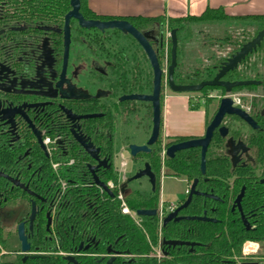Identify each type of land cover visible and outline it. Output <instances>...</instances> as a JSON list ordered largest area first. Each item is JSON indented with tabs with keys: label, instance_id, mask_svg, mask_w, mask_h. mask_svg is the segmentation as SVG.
<instances>
[{
	"label": "flooded vegetation",
	"instance_id": "obj_1",
	"mask_svg": "<svg viewBox=\"0 0 264 264\" xmlns=\"http://www.w3.org/2000/svg\"><path fill=\"white\" fill-rule=\"evenodd\" d=\"M66 1L65 13L49 12L47 8H38L36 12L26 13L16 9L20 0H0V264H41L42 260L56 259L58 256L66 264H72L66 261L67 257L75 259L77 264H116L122 257L118 251L105 246V243L100 245V240L91 234L80 240L77 245L74 244V237H71L70 243L73 247L67 253H57L53 251L55 247L52 246L49 253H41L40 247L37 246L42 241L54 244L60 240L55 223L64 204V197L72 187L80 185V189L84 191L82 200L88 203L84 208L87 216L91 215L90 217L98 220V210L103 208L107 199L111 203H119L120 210L121 202L118 196L124 198L129 192V185L124 194H121L120 187L126 177L120 181L116 178L119 173L113 166L115 148L124 146L128 151L130 145L143 146L152 130L151 104L123 99L134 95L149 96L152 93L153 72L143 50L131 36L123 35L117 30L82 28L79 20L74 17L67 21L66 17L72 11V0L52 2ZM78 2L79 15L83 21H124L135 28L129 20L137 17L98 14L90 8L89 0ZM82 4H86L93 14L109 19L87 18L81 12ZM155 25L158 26L160 35L163 30L160 41L157 44L151 43L158 59L164 52L165 28L160 24ZM155 25L145 30L135 29L143 32ZM152 35L154 37V34ZM169 44L170 40H167V62L171 50ZM169 64L170 62L163 71L159 63L162 70L160 134L150 152H156L158 145L162 143V165L167 158L168 147L202 138L209 125H205L200 136H165V98L185 97L189 102L184 94L170 91L167 84ZM138 73L150 75L151 89L142 94L136 93ZM214 75L212 73L199 81L196 75L181 77L175 68L173 80L176 85L192 86L210 81ZM163 81L171 95L164 97ZM141 107H145L150 116L149 135L141 144L129 143V137L124 132L125 122L137 116ZM246 113L256 123V130L236 117L226 116L220 126L228 130L227 137L222 139L216 130L209 145V148L213 149L216 136L222 140V155L215 160L227 164L230 172L224 174L220 182H217L213 174L212 177H207L206 173L200 176V180L194 178L189 184L186 182L185 198L173 204L172 212L185 203L195 180V191L212 197L192 196L189 205L182 209L177 217L205 218L213 221L204 222L212 228L218 225L227 230L234 225L243 228L245 232L254 230L258 223L264 225V106L257 108L254 104ZM229 121L237 129L231 127ZM46 137L50 138L49 147L44 144ZM229 138L235 142L241 141L248 150L244 154L239 153L240 161L235 167L224 150V144ZM142 162L149 163L144 159ZM64 166L75 171L80 177L78 185L65 180L67 188L60 193L57 185L62 176L61 167ZM163 170L161 176L164 175ZM43 176L54 177L50 189L44 190ZM93 176L105 185L109 193L94 184ZM242 190L243 195L238 207L235 201ZM147 192H152L151 187ZM195 199L202 201V210L186 212ZM166 203L168 202L161 200L159 190V202L154 209V218L157 219L160 230L164 228V218L170 214L166 213ZM32 210L35 211V218L30 227L29 217ZM160 212L162 221L159 219ZM140 218L142 217L137 216L136 225L140 224ZM20 225H23L30 246L28 253L21 251L18 238ZM41 228L45 229L46 235L42 236ZM71 232L72 227L69 234ZM253 245L256 246L254 254L244 258L245 261L241 264H261L263 259L260 257V247ZM101 248H104V252H99ZM154 250L155 248L151 258H154Z\"/></svg>",
	"mask_w": 264,
	"mask_h": 264
},
{
	"label": "trees",
	"instance_id": "obj_2",
	"mask_svg": "<svg viewBox=\"0 0 264 264\" xmlns=\"http://www.w3.org/2000/svg\"><path fill=\"white\" fill-rule=\"evenodd\" d=\"M53 0H20L17 3L16 9L26 13L36 12L38 8H47L49 12L65 13L67 10V1L64 3H54ZM14 5V4H11ZM26 8H22V7ZM81 12L89 19L106 20L109 19L101 16H97L89 11L86 4L81 5ZM131 24L137 30H145L155 24L166 26L168 31L175 30L177 40L179 42V34L181 31L191 26L201 25H231V26H248L255 28L257 32L264 30V15L262 16H245V17H232L224 13L223 9H206L203 14L198 17H184L179 19H164V18H131L129 20ZM257 33V34H258ZM239 42H236V44ZM244 42L238 44L237 49L243 45ZM171 47V45L169 44ZM264 40L261 42L260 47L256 52H264ZM255 52V53H256ZM254 53V54H255ZM253 55V54H252ZM159 63L162 66L163 58L160 56ZM170 58L168 59V63ZM242 63L241 65H243ZM179 63V53L177 48V67ZM141 67V65L139 66ZM138 69L140 70V68ZM142 69V68H141ZM219 66L213 68V75L217 72ZM143 70V69H142ZM138 77V94L145 93L146 90L151 89L150 75L137 74ZM144 77V78H143ZM115 79V78H114ZM225 81H248L255 80L260 81L253 77H248L244 73L239 71H233L228 73ZM261 82V81H260ZM264 83V82H263ZM260 86H251L246 88H256ZM205 89H220V88H205ZM243 88H236L240 90ZM222 90V89H221ZM222 140L216 136L214 138L213 149L209 148L206 154V176L213 177L220 182L221 177L224 174L230 172L229 166L224 163L218 162L215 158L221 157ZM160 144L157 151L150 154H140L139 157H143L144 160L149 161L151 171L156 177L155 191L152 192H140L129 191L124 200L128 208L132 212H138L141 210H154L157 208L159 202V190H160V176L163 170L164 176L174 177L186 180L189 184L194 178L201 179L200 173V153L198 149H191L187 151H181L173 159H165L164 165H162L160 158ZM138 157V158H139ZM66 164V162H65ZM162 167H164L162 169ZM68 167H61L60 178L66 181H73L75 185H78V177L75 171H71ZM53 176H43L45 189H50V185L53 183ZM109 179V178H108ZM57 184V179L55 177ZM80 186V185H79ZM72 187L64 197V204L59 211L58 221L55 223L57 232L60 236L58 243L50 244L45 241L37 246L40 247L41 253H49L50 246L55 247L57 253H67L73 247L70 243L71 237H74L77 245L80 240L85 239L88 234L93 235L100 240V245L105 243V246H110L112 249L118 251L122 256L117 260L116 264H237V262L245 261L242 258V247L247 242L260 246L261 258L264 261V225L258 223L257 227L250 231L245 232L243 228H237L231 225L230 228H224L221 226H212L208 223L198 221H180L170 222L161 230L159 229L158 221L154 217H142L140 218V224L136 225L128 216L121 214L119 210V203H111L107 199L103 208L98 210L99 219L87 216L84 208L88 203H84L82 198L85 195L84 191L80 187ZM59 188V183L57 185ZM237 190V188H235ZM106 197V196H105ZM202 201L195 199L186 212H194L196 210H202ZM185 213V212H184ZM43 220V219H42ZM41 220V221H42ZM73 228V232L69 234L70 228ZM42 236L46 235L45 229L41 228ZM213 232H215L213 234ZM161 240L165 241H180L196 243V246L191 250L188 247H175L168 248L161 246ZM160 246L163 258L157 261L150 256L153 254V248ZM34 247V245H33ZM106 250V249H105ZM99 252H104V248H101ZM41 264H66L65 261L58 256L56 259H47L40 261Z\"/></svg>",
	"mask_w": 264,
	"mask_h": 264
},
{
	"label": "water",
	"instance_id": "obj_3",
	"mask_svg": "<svg viewBox=\"0 0 264 264\" xmlns=\"http://www.w3.org/2000/svg\"><path fill=\"white\" fill-rule=\"evenodd\" d=\"M72 11L66 17L68 21L69 18L74 17L79 20L80 26L82 28L91 29L96 28L100 31L105 30H117L121 32L123 35H129L134 40L137 41L138 45L143 50L144 54L149 61L150 67L153 72V82H152V93L149 96L145 95H134L129 96L123 99L130 100V101H137L141 103H149L152 107V130L151 135L147 141V143L143 146L137 145H130L128 147L129 157L131 159L136 158L139 154H149L151 152V147L157 142L159 134H160V121H161V108H160V92H161V79H162V70L160 68L157 54L152 47L151 43L157 44L160 38L163 36V30L161 35L157 31L158 26L155 25L151 29L143 32L137 31L131 25L124 21H112L107 23H101L97 21H90L86 22L83 21L81 16L79 15V2L78 0L71 1ZM154 34V37L153 35ZM160 35V37H159ZM169 40L171 45L170 50V64L167 68V84L171 92L175 94H190V93H198L201 92L205 88H220L224 91V93L229 96L231 92L236 88H246L251 86H260V81L255 80H248V81H225V76L233 71L238 70L240 65L256 50L260 47L261 42L264 40V30L259 32L252 40L243 44L238 51H236L233 55L230 56L227 60L222 62L219 65V69L217 73L214 75L213 79L210 81H203L198 85L192 86H182L176 85L173 80V75L175 68L177 67V48H178V40L176 36V31L172 30L169 33ZM228 117H236L243 121L245 124L249 125L253 130L257 129L256 123L248 116V114L243 111L242 109L236 107L234 105L233 100L230 97H225L220 100L216 113L207 126L205 130V135L202 138L194 139L185 141L179 144H174L166 149V157L169 159H173L175 154L181 151H187L191 149H199L200 150V173L202 176L205 175L206 172V154L211 143L212 137L214 136V132L217 130L219 136L222 139H225L228 135V130L225 127H221V123L223 119ZM225 153L231 158L232 166L235 167L239 161L240 156L239 153L247 152V148L241 142H235L233 139L229 138L226 140L224 144ZM142 178H146L148 184L150 185L152 192L155 190V183L156 177L151 171V168L148 163H145L143 168L138 170L132 177L126 178L120 187V193L124 194L125 190L127 189L128 185L134 181L140 180ZM94 184L98 187L104 189L106 192L109 193L107 188L104 184L98 181V179L93 176ZM197 184V180L193 182L190 187V192L188 194L187 200L185 203L177 208L174 212L167 215L163 220V227H165L170 222H180L183 220H198L201 222H213L211 220H207L205 218H179L177 217L178 213L185 209L190 201L192 196H204L206 198H211L212 196L206 194H200L195 191V187ZM243 195V190L241 194L235 201V204L239 207V203L241 197ZM138 217H155L156 210H141L136 212ZM35 218V211L32 210V213L29 217L30 227L32 222ZM18 238L21 243V251L23 253H28L30 251V246L27 243V237L25 236L23 225H20L18 228ZM161 246H166L168 248H175V247H189L193 250L194 247L199 246L196 243H189V242H180V241H165L162 240ZM256 246L253 244H245L243 246V255L250 256L253 255L255 252ZM66 261L68 263L77 264L75 259L72 257H67ZM112 259L109 261V263ZM243 264H256V263H243Z\"/></svg>",
	"mask_w": 264,
	"mask_h": 264
},
{
	"label": "rangeland",
	"instance_id": "obj_4",
	"mask_svg": "<svg viewBox=\"0 0 264 264\" xmlns=\"http://www.w3.org/2000/svg\"><path fill=\"white\" fill-rule=\"evenodd\" d=\"M169 33L170 31H168L165 26L164 52L161 54V57L163 58V71L166 70V66L168 65L167 58L169 56H167L166 43L167 40H169ZM257 33V30L252 27H235L231 25L191 26L184 31H181L178 36V53L180 63L178 66V72L180 76L196 75V78L199 81L206 79L207 76L212 75L213 68L218 67L222 62L230 58L231 55L238 51V44L244 41L245 43L249 42L257 35ZM236 42L239 43L236 44ZM243 63L244 64L240 65L237 71L244 73L248 77H257V79L261 81V87L235 90L232 91L229 96H227L221 89H203L198 93L184 94L188 97L189 102L178 101V103L181 102L184 104V106L180 107V109L186 114L199 117L196 120L194 117L193 119L190 117L185 119L182 124L184 130H186L184 132H194L195 134L202 135V111L205 113V125H208L218 108L220 100L225 97H230L236 107H239L246 112H249L254 104L257 108H262V106H264V52L260 51L255 54L253 53V55L249 56ZM162 88L164 97L171 95V92L166 89L164 81ZM166 108V104H163V122H166ZM149 118L150 116L148 110L145 107H141L137 116L129 118L125 122L126 129L124 132L129 137V143L135 142L141 144L146 140L150 131ZM228 124L237 129L231 121H229ZM164 131L166 132V130ZM162 146L163 145L161 143L160 148ZM160 154L163 156L162 148ZM138 157L139 156L134 158V161H132L124 146L122 148L120 146L115 148L113 166L119 173L116 177L118 181L121 179L123 180L124 176L129 178L138 170L142 169L144 166V164H142L143 157ZM123 160L127 163L124 168H121L120 164ZM149 188L150 187L146 178L134 181L130 183L128 187L129 191L140 192H147ZM186 188V181L184 179L167 177L164 175L160 176V198L161 200L168 202L166 203L167 206L178 203L184 199ZM260 263L264 264V261H261Z\"/></svg>",
	"mask_w": 264,
	"mask_h": 264
},
{
	"label": "crops",
	"instance_id": "obj_5",
	"mask_svg": "<svg viewBox=\"0 0 264 264\" xmlns=\"http://www.w3.org/2000/svg\"><path fill=\"white\" fill-rule=\"evenodd\" d=\"M90 8L98 14L122 17L179 19L198 17L206 9H223L232 17L264 15V0H89ZM187 101L185 97H166V122H163L167 136H200L194 132H184L183 122L187 118L199 117L186 114L180 109ZM183 102V103H184ZM202 128L205 127V113ZM182 119V120H181ZM166 136V135H165Z\"/></svg>",
	"mask_w": 264,
	"mask_h": 264
},
{
	"label": "built area",
	"instance_id": "obj_6",
	"mask_svg": "<svg viewBox=\"0 0 264 264\" xmlns=\"http://www.w3.org/2000/svg\"><path fill=\"white\" fill-rule=\"evenodd\" d=\"M235 105V104H234ZM44 144L47 146V147H49V145H50V138L49 137H46L45 139H44ZM126 163L127 162H125V160H123L122 162H121V164H120V167L121 168H124L125 166H126ZM53 167H55V166H53ZM123 173H124V171H123ZM123 176H124V174H123ZM124 179V178H123ZM58 183H59V190H60V193H63L64 191H65V189L67 188V183L64 181V180H62L61 178H59V181H58ZM111 186V185H110ZM112 187V186H111ZM118 198L120 199V202H121V208H120V212H121V214L122 215H124V216H128L129 218H131L136 224H138L137 223V215H136V213L135 212H132L129 208H128V206H127V204L125 203V201L123 200V197L121 196V195H119L118 196ZM172 210H173V205H170V206H168L167 208H166V213H171L172 212ZM160 217H159V219H160V221H162V215H161V212H160ZM153 257L155 258V259H157V261H159L161 258H162V253H161V250H160V247H157L155 250H154V255H153ZM249 257H251V256H245V255H242V258L244 259V258H249ZM237 264H241L240 262H237Z\"/></svg>",
	"mask_w": 264,
	"mask_h": 264
}]
</instances>
